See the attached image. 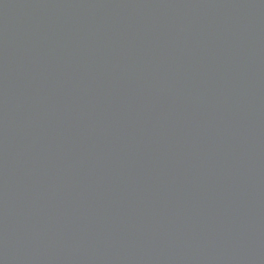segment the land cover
<instances>
[{
  "label": "water",
  "instance_id": "1",
  "mask_svg": "<svg viewBox=\"0 0 264 264\" xmlns=\"http://www.w3.org/2000/svg\"><path fill=\"white\" fill-rule=\"evenodd\" d=\"M0 264H264V0H0Z\"/></svg>",
  "mask_w": 264,
  "mask_h": 264
}]
</instances>
